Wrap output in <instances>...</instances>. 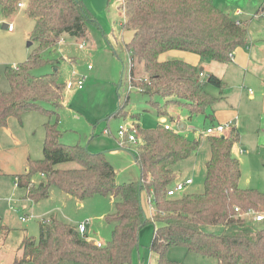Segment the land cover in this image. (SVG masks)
I'll use <instances>...</instances> for the list:
<instances>
[{"label":"trees","instance_id":"obj_1","mask_svg":"<svg viewBox=\"0 0 264 264\" xmlns=\"http://www.w3.org/2000/svg\"><path fill=\"white\" fill-rule=\"evenodd\" d=\"M122 1L124 27L131 32L125 46L131 64L142 63L148 77L138 85L141 92L157 94L163 100V104L152 102L157 114L169 115L168 107L178 106L189 115L203 114L213 123L216 98L205 86L216 87L222 97L226 82L214 73L203 78L201 66L189 61L160 60L159 56L167 51H182L200 62L230 63L235 49L246 44L247 26L219 9L213 0ZM18 9L33 21L30 40L37 47L25 61L4 69L9 89H0V129L10 117L19 118L32 109L49 118L58 116L63 87L57 80L58 69L40 75L32 71L45 62L41 58L43 49L67 36L85 38L89 20L79 0H0L4 19ZM131 84L134 85L132 79ZM126 113L119 104L112 116L123 118ZM169 117L172 121L173 117ZM56 122L44 123L43 158L29 160L25 172L15 176V184L34 201L47 198L51 186L79 200L94 194L108 195L112 210L105 220L112 225L110 238L98 246L79 233L77 226L50 217L39 221L36 238L22 236L20 255L14 256L11 264H132L139 229L148 221L155 224L149 245L156 255L154 264H177L166 255L172 246H181L216 264H264V225L253 226L242 215L248 209L264 212V191L238 185L240 162L233 147L239 133L234 124H230L228 132L207 136L210 153L204 163L203 191L168 195L175 179L173 165L197 151L200 138L190 139L172 127L164 128L165 123L147 130L135 124L139 144L134 158L140 179L117 183L105 154L88 152L79 143L61 142ZM70 161L76 167L57 166ZM35 172L42 176L37 184L31 179ZM142 193L154 208L153 216L148 218L141 205ZM214 226L221 229H209ZM8 230L0 224V233Z\"/></svg>","mask_w":264,"mask_h":264},{"label":"rangeland","instance_id":"obj_2","mask_svg":"<svg viewBox=\"0 0 264 264\" xmlns=\"http://www.w3.org/2000/svg\"><path fill=\"white\" fill-rule=\"evenodd\" d=\"M79 1L89 18L86 21V37L67 36L56 45L43 49L41 58L45 62L32 71L34 75H40L58 69L57 80L63 85L61 105L57 108L58 116L49 118L40 110L32 109L24 112L19 118L10 117L0 129V224L9 229L8 233H0V264H9L14 253L18 256L22 236L26 234L36 238L39 221L50 217H56L74 226L84 222V233L90 241L105 243L110 238L112 225L105 220V216L112 210L108 195L94 194L79 200L51 186L47 198L34 201L25 196L23 188L16 186L15 176L25 172L28 161L43 158L44 123L48 120L52 124L57 121L61 142L69 145L79 143L88 152L104 153L114 167L115 181L121 183L139 178V171L133 159L139 142L137 138L136 142L120 139L117 135L119 125L130 123V115L136 114L142 129H152L158 123L165 122L176 129V117H179L180 123L184 125L180 132L190 139L200 138V145L190 157L173 165L175 181L172 185L191 177L193 183L186 185L177 194L203 191L204 163L210 153L208 134L205 133L209 121L203 114L189 115L185 108L178 106L168 107L172 121L168 114H157V108L152 102L163 104V100L157 94L150 96L141 92L138 85L148 80V77L142 63L135 61L131 64L129 51L125 46L131 32L124 27L123 1ZM216 1L220 4L226 2L231 17L238 16L234 13L236 9H241V4L253 8L251 17H264L263 13H256L257 8L254 9L251 5L252 0ZM1 16L0 12V19ZM6 21L15 26L14 33L1 28L2 23ZM32 28L33 21L25 15L23 9H18L4 21L0 20V89L3 91L9 89L4 74L5 67L16 66L25 61L37 47V43L30 40ZM28 42H31L29 46ZM81 44L83 46L80 47ZM182 54L197 58L191 53L167 51L162 53L159 59H176ZM211 62L222 66L221 69L217 68V72L226 81V96L224 94L222 97H219L216 87L209 84L205 86L206 91L216 98L212 114L217 117H214L213 123L217 124L224 119L223 112L219 111L231 110L234 112L233 119L239 133V141L233 147V153L237 154L240 162L241 176L238 185L241 188L264 191V83L251 74L224 70L223 67L227 64ZM88 65H91V68H88ZM202 77L205 78L206 75ZM78 79L83 82L81 89L64 87L66 81L76 82ZM131 79L134 80V85L131 84ZM248 88L252 90L253 98L248 97ZM119 104L124 111L130 113H126L125 119L112 116ZM42 105L51 108L47 103ZM224 123L230 122L222 124ZM187 128L190 132L184 131ZM76 165L70 161L60 163L58 167L71 168ZM31 179L37 184L42 180V176L35 172ZM151 211L153 216V206ZM148 217L146 215V218ZM244 217L253 226L264 225V219H253L254 214ZM154 228L155 224L148 221L139 229L138 247L134 252L132 264H154L156 255L149 249ZM209 229L219 231L221 228L214 226ZM166 255L177 264H216L214 260L187 252L181 246L170 247Z\"/></svg>","mask_w":264,"mask_h":264},{"label":"crops","instance_id":"obj_3","mask_svg":"<svg viewBox=\"0 0 264 264\" xmlns=\"http://www.w3.org/2000/svg\"><path fill=\"white\" fill-rule=\"evenodd\" d=\"M213 2L216 6L219 5L220 8L223 10V12H225L228 15L231 14V13L229 14V9L227 7L226 2H224L222 4L218 3L216 0H213ZM235 4L237 5L239 3H235ZM251 5L254 6V9L257 8L256 13L260 12V13L264 14V0H252ZM252 11H253V8L251 6L248 7L247 5L241 4V9H236V11L234 13L238 16L237 17L232 16L233 19H235L236 21L240 22L241 24H244L247 26L246 44L244 46H239L235 49L233 57H232V62L227 63V66H224L223 69L229 70V71H237L238 73L243 72L245 74L254 75V76L258 77L260 80H262L264 83V17L263 16L260 18H256L254 16L251 17L250 14ZM0 20L4 21L5 19L1 16ZM6 23H11V22L6 21ZM1 28L7 29V27L4 28L2 26H1ZM7 31L11 34L14 33L15 32V26H13L12 30L7 29ZM177 58H182L183 60L189 61L193 64L198 65V66H201V70L203 71L204 75H207L208 73H214L217 76L221 77L225 81L224 77L217 72V68L221 69L222 66H219L217 64H213L212 62H200L198 60V58H192L191 56H187L185 54L178 55ZM167 59L168 58H166L164 60H167ZM220 65H222V64H220ZM223 65H226V64H223ZM225 96H226V90H225ZM248 97L253 98L252 90L250 88H248ZM219 112H223L222 115H224L223 120H221V121L218 120L220 124H222L223 122H230V124L235 125V120L233 119V117H234L233 111L224 110V111H219ZM128 114H130V113L128 112ZM135 115L134 114L130 115V121L139 125L138 117ZM213 117H217V116L213 115ZM125 118L126 117H123L122 119H125ZM179 120H180V118L176 117V129L175 130L180 132L181 130L184 129V125L182 123H180ZM230 120H232V121H230ZM213 122H214V120H213ZM165 123L170 125V123H168V122H165ZM219 123H217V124H219ZM213 124H215V123L209 122L208 126L213 125ZM170 127L173 128L172 125H170ZM184 131L190 132V129L187 128ZM104 132H105V130H104ZM235 156L237 157V154ZM133 159H134V163L136 164L137 169L139 171V178H137V180H139L140 179L139 166H138L134 156H133ZM115 175H116V173H115ZM188 178H191V177H187L186 179H188ZM133 181H135V180H133ZM174 181H175V179H174ZM178 182H180V181H178ZM192 183H193V180L190 184H192ZM111 200L112 199L110 198V201ZM140 200H141V205H142V208H143L145 215H148L149 217H151L152 216V211H151L152 205L149 204L148 197L146 198L144 196V194L142 193L140 196ZM111 205H112V202H111ZM1 225H3V224H1ZM4 226H6V225H4ZM84 232H85V230H84ZM84 232H83V234H85ZM93 242L96 243L98 241H93ZM18 251H19V255H20V250L18 249ZM14 256H17V253H14ZM12 260H13V257H12ZM12 260H11V262H12ZM11 262L9 264H11Z\"/></svg>","mask_w":264,"mask_h":264},{"label":"built area","instance_id":"obj_4","mask_svg":"<svg viewBox=\"0 0 264 264\" xmlns=\"http://www.w3.org/2000/svg\"><path fill=\"white\" fill-rule=\"evenodd\" d=\"M19 7H22L23 4L22 3H18ZM7 29L8 30H12L13 29V24L12 23H7ZM83 46L82 44L80 45V47ZM88 68H91V65H88ZM201 75V74H200ZM64 87L67 89H72V88H78L81 89L83 87V82L82 79H78L76 82H73L71 80H68L65 82ZM230 123H224V124H213L210 125L208 127H206L205 129V133H207L208 135H220L223 134L224 132H226V130L229 128ZM164 128H170V125L165 123L164 124ZM136 134H137V128L135 123L130 122L128 124H120L118 127V131H117V135L120 139H123L124 141H135L136 142ZM192 182L191 178H188L186 180H184L183 182H176L174 184V186H172L171 188L168 189L167 193L168 195H174L176 193H180V191H182L184 189V187L188 184H190ZM235 211H239L238 208H235ZM248 214H254L253 219L255 221H262L264 219V213H256L254 210L252 209H248L244 214H242L243 216H246ZM24 218H22L23 220ZM77 229L79 233H83L85 230V223H79L77 225ZM96 244L98 246L101 245L100 242H96Z\"/></svg>","mask_w":264,"mask_h":264},{"label":"water","instance_id":"obj_5","mask_svg":"<svg viewBox=\"0 0 264 264\" xmlns=\"http://www.w3.org/2000/svg\"><path fill=\"white\" fill-rule=\"evenodd\" d=\"M2 27H4V28L7 27V23H6V22H3V23H2ZM30 44H31V42H28L27 45L29 46ZM139 184H140V181H139Z\"/></svg>","mask_w":264,"mask_h":264}]
</instances>
